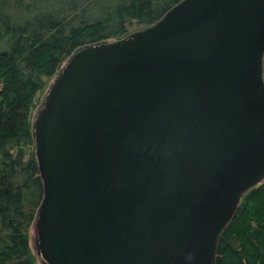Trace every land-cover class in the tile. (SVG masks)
Returning a JSON list of instances; mask_svg holds the SVG:
<instances>
[{"label": "water", "instance_id": "1", "mask_svg": "<svg viewBox=\"0 0 264 264\" xmlns=\"http://www.w3.org/2000/svg\"><path fill=\"white\" fill-rule=\"evenodd\" d=\"M263 56L264 0H181L76 49L32 120L42 263L214 264L264 179Z\"/></svg>", "mask_w": 264, "mask_h": 264}, {"label": "trees", "instance_id": "2", "mask_svg": "<svg viewBox=\"0 0 264 264\" xmlns=\"http://www.w3.org/2000/svg\"><path fill=\"white\" fill-rule=\"evenodd\" d=\"M181 0H0V264H36L29 231L43 189L35 111L79 47L157 21ZM264 80V56H263ZM214 264H264V179L240 198Z\"/></svg>", "mask_w": 264, "mask_h": 264}, {"label": "rangeland", "instance_id": "3", "mask_svg": "<svg viewBox=\"0 0 264 264\" xmlns=\"http://www.w3.org/2000/svg\"><path fill=\"white\" fill-rule=\"evenodd\" d=\"M36 112V111H35ZM34 239H35V234H34V230H33V224L30 228V231H29V245H30V248L33 252L36 253V250H35V243H34ZM36 264H43L42 261H41V258L40 256L37 254V261H36Z\"/></svg>", "mask_w": 264, "mask_h": 264}, {"label": "clouds", "instance_id": "4", "mask_svg": "<svg viewBox=\"0 0 264 264\" xmlns=\"http://www.w3.org/2000/svg\"><path fill=\"white\" fill-rule=\"evenodd\" d=\"M187 259H188L189 261H191V260L193 259V255H192V254H189L188 257H187Z\"/></svg>", "mask_w": 264, "mask_h": 264}]
</instances>
